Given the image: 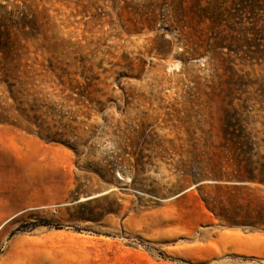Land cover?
Listing matches in <instances>:
<instances>
[{
    "label": "rangeland",
    "instance_id": "1",
    "mask_svg": "<svg viewBox=\"0 0 264 264\" xmlns=\"http://www.w3.org/2000/svg\"><path fill=\"white\" fill-rule=\"evenodd\" d=\"M263 139L264 0H0V177L67 189L0 264H264Z\"/></svg>",
    "mask_w": 264,
    "mask_h": 264
},
{
    "label": "crops",
    "instance_id": "2",
    "mask_svg": "<svg viewBox=\"0 0 264 264\" xmlns=\"http://www.w3.org/2000/svg\"><path fill=\"white\" fill-rule=\"evenodd\" d=\"M34 161L23 166L27 177H0V227L5 221L15 217L23 211L50 206L57 203L66 194L65 182L54 183L50 177H37L39 170L49 173L52 160L48 156H32ZM42 159V160H38Z\"/></svg>",
    "mask_w": 264,
    "mask_h": 264
},
{
    "label": "trees",
    "instance_id": "3",
    "mask_svg": "<svg viewBox=\"0 0 264 264\" xmlns=\"http://www.w3.org/2000/svg\"><path fill=\"white\" fill-rule=\"evenodd\" d=\"M227 98L228 104L232 105L235 97L228 95ZM247 101L248 98H245L243 103L245 107H248ZM231 115L228 116L229 125H231ZM262 141L264 142V139ZM235 145H238L240 150L243 151V156L242 159L238 160L236 166L237 174L226 178L227 184L223 186L237 192L243 190H262V186H264V154L259 155L258 150L253 153L254 147L248 142L245 143V141H239L238 144L235 142ZM245 145L246 147H244ZM253 145L257 149L261 146L257 145L256 142H253ZM262 148L264 149V144ZM218 186L221 187L222 185Z\"/></svg>",
    "mask_w": 264,
    "mask_h": 264
},
{
    "label": "bare ground",
    "instance_id": "4",
    "mask_svg": "<svg viewBox=\"0 0 264 264\" xmlns=\"http://www.w3.org/2000/svg\"><path fill=\"white\" fill-rule=\"evenodd\" d=\"M91 197H93V196H90L89 198H91ZM84 199H86V198H81V199H79V201L84 200ZM12 218H13V217H12ZM12 218H11V219H12ZM11 219H10V220H11ZM8 221H9V220L5 221L4 223L6 224Z\"/></svg>",
    "mask_w": 264,
    "mask_h": 264
}]
</instances>
